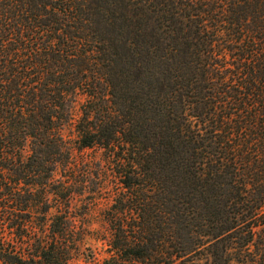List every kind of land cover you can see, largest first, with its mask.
<instances>
[{"label":"trees","instance_id":"16d2710c","mask_svg":"<svg viewBox=\"0 0 264 264\" xmlns=\"http://www.w3.org/2000/svg\"><path fill=\"white\" fill-rule=\"evenodd\" d=\"M95 148L103 264H264V0H0V264H74Z\"/></svg>","mask_w":264,"mask_h":264},{"label":"rangeland","instance_id":"374dc122","mask_svg":"<svg viewBox=\"0 0 264 264\" xmlns=\"http://www.w3.org/2000/svg\"><path fill=\"white\" fill-rule=\"evenodd\" d=\"M101 149H86L78 154V160L83 161L84 171L78 179L85 180V193L77 198V204L72 207L68 218L82 226L83 242L79 250L73 253L74 264H103L107 261L105 217L112 202V196L120 187L118 178L111 172ZM64 173L57 174L54 179L64 180ZM29 177V176H28ZM11 180L15 177L10 176ZM19 212L28 221L38 222L41 215L38 212ZM7 232V231H5ZM15 237V235H13ZM9 238V237H8ZM12 246L20 250L19 238H12Z\"/></svg>","mask_w":264,"mask_h":264}]
</instances>
